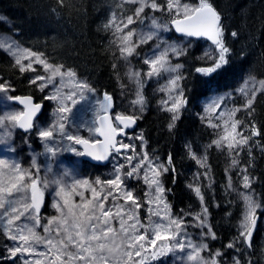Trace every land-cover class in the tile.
I'll return each instance as SVG.
<instances>
[{
	"label": "snow or ice",
	"instance_id": "1",
	"mask_svg": "<svg viewBox=\"0 0 264 264\" xmlns=\"http://www.w3.org/2000/svg\"><path fill=\"white\" fill-rule=\"evenodd\" d=\"M60 2L63 3V0ZM127 2L137 5L132 15L118 20L116 15L112 14L104 28L112 30L113 44L117 46L121 59L125 61L138 56L137 49L141 45L154 39L157 41L156 50L144 59V64L149 70L143 74L129 70L126 75L137 86L136 99L132 103L139 106V111L143 112L146 104L142 91L145 79L169 74L166 85L160 91L168 93L161 104L166 111L172 113V123L168 125L171 130L175 121L179 119L181 109L186 106L187 100L180 84L184 79L181 74L184 66L179 63L172 64L169 56L171 54L180 57L186 54V50L176 42L161 39L159 33L169 31V25H172L181 37L207 38L211 41L215 54L206 51L200 58L210 62L209 66L195 68L197 74L210 77L228 64V56L231 52L224 40L225 28L221 13L211 0H197L196 5L182 3V0H167L166 7L158 3V0H127ZM146 8L154 12L166 11L174 18L169 22L161 23L154 16L151 20L152 30L147 33H137L129 26L141 18ZM0 20L4 18L0 17ZM231 35L236 37L237 33L232 32ZM134 36L137 39H133ZM0 51L15 57L14 63L21 73L35 72L34 63L42 65L46 75H35L30 83L37 85L39 82L38 87L41 91L51 86L53 91L45 99L57 101L58 104L55 113L57 119L48 127H42L35 123L42 110L41 103H34L32 96H8L7 99L24 105V110L0 116V125L9 121L14 127L19 126L26 132L35 129L38 138L44 142L45 150L53 156L60 149L49 146L48 142L54 140L58 134L63 140L70 142L65 150L78 156H88L95 162L108 163L111 157L122 155L126 162L114 165L111 179L97 178L94 182L75 179L70 185L62 180L54 181L57 186L55 197L58 200L52 206L58 215L49 218L46 224H42L40 212L45 197L42 189L48 187L49 181L41 180L32 170L22 169L18 163L9 165L7 161L0 159V235H3L11 245L4 246L7 256H0V264L17 259L20 260V264H157L161 259L167 264L170 254L173 260L183 259L175 256V253L183 252L185 249L190 264H228V260L225 259L226 253L222 251L212 253L206 242L209 238H216L208 224L207 207H203L202 211L194 216L191 213H181L178 216L171 213L170 205L165 199L168 190L163 184L162 177L169 171L175 174L172 156L169 154L165 162H161L159 157L149 156L142 134L133 137L141 142L140 152L136 151L135 145L123 143L118 139L122 134L127 135L126 129L136 124L138 117L135 114L117 113L114 117L111 116L109 111L113 107V99L105 92L103 100L97 102L93 126L88 127V131L98 133L103 140L86 139L81 135L73 134L66 127L69 120L67 114L72 112V107L80 100L86 99L85 90L94 92L95 89L87 82L79 81L76 72L72 69L65 70L63 65L49 63L42 54L22 48L11 36L0 34ZM25 60L28 63H23ZM142 76L145 79H142ZM70 85V89L64 91ZM10 91L9 84L0 82V92ZM237 91L244 98L240 106L223 108L224 101L232 94L218 95L205 108L208 115L202 119L208 121L209 127L220 130L217 137L207 146L208 148L226 149L229 153L239 155L238 149L247 146L253 137L260 136L261 129L254 121L246 125L235 117L240 111L247 112L249 116L254 113L257 95L264 94V79L257 80L255 76L249 74L243 80V86ZM77 96L79 99L76 98ZM212 113L217 114L218 122H213ZM84 126L80 125V127ZM6 135L10 136L11 133ZM77 145H82L83 151L78 150ZM186 147L190 158L207 169L206 149L203 155L197 156L190 144ZM128 152L131 154H125ZM238 163L235 158L231 160L233 167ZM33 165H36L35 160ZM4 170H7V174ZM246 171L247 167L241 173L242 187L246 191H237V196L243 204V216L237 226L238 237L225 246L235 252L230 258L231 264H252L250 260L242 261L243 251L238 245L243 244L245 248H251L252 237L259 219L257 210L264 213V206L251 192V180L247 174H244ZM141 173L149 189L145 193L146 199L143 202L134 190L126 185V181L139 179ZM229 187L231 188V184ZM78 189L90 191L91 196L85 197V192ZM194 192L203 202L201 188L195 187ZM74 197H79L80 202L76 203ZM110 199L109 205L107 202ZM146 205L148 206L147 224L143 223L138 215L139 210ZM188 219H191L192 223H188ZM192 226L207 229L200 232L201 239L198 242H194L188 236L187 228ZM41 228L43 234L38 231ZM118 236L123 238L119 245L120 254L116 257L105 255L103 252L105 242L114 240ZM204 252H208L207 259L203 255Z\"/></svg>",
	"mask_w": 264,
	"mask_h": 264
},
{
	"label": "trees",
	"instance_id": "2",
	"mask_svg": "<svg viewBox=\"0 0 264 264\" xmlns=\"http://www.w3.org/2000/svg\"><path fill=\"white\" fill-rule=\"evenodd\" d=\"M123 1L63 0L61 3L60 0H0V14L4 18L0 20V32L8 33L23 46L39 51L47 61L72 69L79 78L95 89L96 95L103 96L105 92L111 95L115 105L121 104L119 109L114 105L115 114H135L139 119L135 131L143 135L148 154L159 157L161 162H165L169 154L172 156L175 174L169 171L162 177L168 190L166 196L171 213L177 216L181 213H191L193 216L199 213L202 204L195 195L194 188L200 187L208 207V224L216 237L206 241L209 249L212 253L222 251L226 253L225 257H231L235 252L225 246L238 237L237 226L243 213V204L234 187L240 184L241 173L245 167L247 171L244 174L252 181L251 190L256 200L264 206V94L257 95L255 111L251 116L245 111L236 114V119L246 125L254 121L261 129L260 136L253 137L247 146L238 149L239 155L216 147H207L217 137L218 131L209 127L206 119H202L206 116L204 99L213 94L230 91L238 107L244 101L241 95L236 98L241 82L249 74L264 78V0H211L221 13L225 28L224 40L231 52L228 64L210 77L197 74L195 68L209 66L210 62L200 58L206 51L215 54L214 46L205 40L179 37L169 25L168 38L186 50V54L180 57L170 55V60L172 64L179 63L184 66L181 70L184 79L180 84L187 100L171 130L168 125L172 123V113L166 111L161 104L160 95L155 92L151 80L143 76L145 83L142 91L146 100L143 112L139 111L137 105L136 108L122 107L124 93L129 96L131 90L130 86L122 81L124 61L117 46L113 44L112 30H105L104 25L112 14L121 19L132 15L137 5ZM182 1L197 4V0ZM166 2L158 0V3L165 7ZM146 14L158 16L161 23L174 18L166 11L154 12L150 8H146L142 15ZM139 24L138 22L137 25ZM232 32H236L237 36L233 37ZM154 41L155 39L141 45L137 49L139 55L129 59V63L142 74L146 73L144 69L147 65L144 64V59L146 53L152 49ZM14 61V57L0 51V81L11 86L12 96L32 95L36 101L44 102V112L38 119L44 122L49 108L48 100L45 99L44 93L39 92L38 83H30L34 72L21 73ZM164 76H160V79ZM25 135L21 130H17L14 137L17 144H22L19 151L24 154V161L29 157L26 153L28 145L24 140ZM29 138L31 143L38 144L34 132H30ZM126 138L127 135L121 140L125 141ZM189 144L197 156L203 155L206 149L207 169L190 158L186 147ZM137 148L141 151V142L138 139ZM233 158L239 161L236 167L231 164ZM78 169L83 177L93 182L97 178L100 179L106 167L82 159ZM205 172L207 174H204ZM131 181L141 191L142 180L133 178ZM48 205L47 199L46 211L42 214L43 224L47 217L55 213L49 211ZM188 223H192V220L188 219ZM187 229L195 231L197 228L192 226ZM262 233L261 224L251 248H245L243 245L247 255L243 253L242 258L245 260L247 257L252 264H264V248L257 244ZM5 245L11 246L9 241L0 235V256H7ZM241 246L242 244L238 245L239 248ZM164 263V259L157 262ZM3 264H20V260H7Z\"/></svg>",
	"mask_w": 264,
	"mask_h": 264
},
{
	"label": "rangeland",
	"instance_id": "3",
	"mask_svg": "<svg viewBox=\"0 0 264 264\" xmlns=\"http://www.w3.org/2000/svg\"><path fill=\"white\" fill-rule=\"evenodd\" d=\"M124 1L127 2V0H124ZM182 3H185V2L182 1ZM187 4H189V3H187ZM189 5H192V4H189ZM0 17H3V15L0 14ZM153 17H154L153 14L141 15V18L136 20V22L133 25H130L129 28L135 29V32H137V33H139V32L147 33V32L152 30L151 20ZM155 17L159 20V22H161V20L158 18V16H155ZM117 19L119 20L121 18L117 17ZM138 22L140 23L139 25H137ZM125 31H127V30H125ZM0 34L6 35V36H11L12 39H14L16 41V39L8 33L0 32ZM168 35H169L168 31L167 32L160 31V33H159V36L161 39H167L169 42H171V39L168 38ZM133 39H137V37L134 36ZM156 43H157V41L155 40L153 42L152 49L146 53V57L148 55H150L153 51L156 50L155 49ZM19 45L22 48L30 49L28 47L23 46V44H21V43H19ZM30 50L32 52H36L38 54H41L39 51H35L32 49H30ZM157 54H158V52H157ZM169 59H170V56H169ZM123 61H124V65L122 66V81L127 83L130 86L131 94L128 96L126 93H124L125 96L122 99V107L124 106V108H136L135 105L132 103V101L136 99L135 94L137 91V86L132 80H130L128 78L126 73L129 70L136 71V72H138V71L136 70L135 67H133L129 63V60L128 61L123 60ZM23 63L26 64V63H28V61L25 60V61H23ZM49 63H51V62H49ZM52 64H54V63H52ZM55 65H59V64H55ZM33 67L36 69V71L34 72L32 78H34L35 75H46L45 71L43 70L42 65L34 63ZM64 69L67 70L68 68H64ZM148 70L149 69L147 66L146 69H144V71L147 72ZM164 75L165 76L162 77L161 79H160V76L148 79V80H151L155 92L160 95L161 102L163 100H165L167 98V95H168V93L166 91H164V92L160 91V89L166 85V83L169 79L168 73H165ZM77 79L79 81H84L83 79L79 78L78 75H77ZM256 79L259 80V79H264V78L256 77ZM0 82H2V81H0ZM84 82H86V81H84ZM38 84H39V82H38ZM57 84H59L58 80H57ZM121 86H122V84H121ZM242 86H243V81L241 82V84L238 86L237 89H239ZM70 87H71V85L69 86V88H65L64 91H68L70 89ZM91 88H93V87L91 86ZM52 91H53V88L51 86L45 88L43 91H41L39 89V92L44 93L45 97L50 95L52 93ZM226 93H231V92L229 91V92L213 94V95L209 96L208 98L204 99L205 108L208 107V105L211 103L213 98H215L218 95H224ZM84 94L86 96V99L80 100L77 105L72 107V112L67 114L69 116V120L66 124V127L73 134L81 135L86 139H100L99 134L95 133V132L88 131V127L93 126V122L95 121V116H96V109L98 107L97 102L102 101L103 96L96 95L95 91L94 92H88L87 90L84 91ZM238 95H240V94L237 91L236 98L238 97ZM8 96H12L10 94V92H8V93L0 92V116H7L10 113L20 112V111L24 110L23 107L20 106L19 104L17 105L16 103H13L12 100L7 99ZM76 98L79 99V96H77ZM234 102H235L234 97L231 95L226 101H224L222 107L223 108L237 107ZM48 103H49V108H48L46 115H45L46 120L44 122H41L39 120L36 121V124H39L42 127H48L57 119V117L55 115L56 110L58 108L57 101L48 100ZM114 105H115V101L113 100V108H114ZM69 106L71 107L70 102H69ZM120 106H121L120 103H116L115 108L119 109ZM205 108H204V114L207 116L208 113L205 112ZM112 112L114 114L115 111L113 110ZM127 114H129V113H127ZM211 115L213 116V122L214 123L218 122L219 118H218L217 114L212 113ZM114 116H115V114H114ZM219 122L222 123V121H219ZM81 124H83L85 126L80 127ZM17 130H18V126L14 127L12 125V123L9 121H5L4 125H0V159L7 161L9 165H11L13 163H18L21 165L22 169L32 170L34 175L39 176V178L41 180L49 181L48 187L42 189L45 192V204H44L42 212L40 213V216L42 218L43 211H46L45 207H46L47 199L49 202V205H48L49 211L55 212L53 216H57L58 213H57L56 209H54L52 206L53 203L58 200V198L55 197V190H57V186L55 185L54 181L62 180L65 183L70 185L72 183V181L75 179H81V180L86 179L87 177L86 178L83 177V174L78 169V165L80 164V160H82L83 158H82V156H78L77 154H75L73 152L66 151L65 149L67 148V146L70 142L63 140L58 134L56 135V138L54 140H51L48 142L49 146H55V147H58L60 149V151H58L56 153V155L53 156L51 153H48L45 150L44 142L38 138L37 132L34 129L33 130L34 136L36 137V142L38 144L35 145V144L31 143L30 138H29V134L25 135L24 140H25L26 144L28 145V147L26 149V153L28 154L29 157L27 158V160L24 161V154L21 151H19V149L22 147V144H17L14 140L15 133ZM217 131L220 132V130H217ZM9 132L11 133V135L10 136L6 135V133H9ZM139 135H140V132L139 133H137V131H134L133 133L130 132L127 134V138L125 141H122V140H120V141L123 143L135 145L136 151L140 152L137 148V139L133 138V137H137ZM138 141H139V139H138ZM76 147L78 148V150L83 151L82 148H80L79 146H76ZM221 150L227 151L226 149H221ZM125 154L130 155L131 152H128ZM33 160L36 161L35 166L33 165ZM117 163H126L124 161L122 155H115L114 157H112L109 164L107 166H105L106 169L102 172L100 179L101 180H107V179L113 178L114 165ZM37 169H38V171H37ZM4 171L7 174V170H4ZM142 177H143V173L140 174V178H139V180H142V183L140 184L141 188H142L141 191L136 187V184L132 183L131 180L126 181L127 187L134 190L135 194L138 197H140L141 202H143V200L146 199L145 193L149 191V189L146 187L145 182L143 181ZM231 183H232V179H231ZM242 183H243L242 178H241L240 184L235 183L236 186L234 188L236 189V192L237 191H239V192L246 191L245 189H243ZM251 186H252V181H251ZM196 187H198V186H196ZM78 190L84 191L85 197L91 196V193L88 190H85V189H78ZM97 190L99 191V186H97ZM251 192H252V190H251ZM254 198H255V196H254ZM165 199H166L167 203L169 204V202L167 200V196L165 197ZM74 201L76 203H79L80 202L79 197H74ZM107 204H109V205L111 204V199L107 202ZM201 204H202V206H201V211H202L203 207H207L205 202H204V199H203V202H201ZM207 210H208V207H207ZM257 212H261V211L257 210ZM138 215H139L141 221L143 223L147 224L148 206L146 205L145 207L141 208L138 212ZM207 215H208V212H207ZM53 216H51V217H53ZM242 216H243V213H242ZM51 217H47L46 218L47 220L45 219L46 220L45 224L47 223L48 219ZM153 219H155V217H153ZM42 224H43V222H42ZM114 224H115V222H114ZM261 224H262V228H263V233L260 235V238L257 240V244L264 248V214H263V219H262ZM116 226H118V225H116ZM201 231H207V229H198L197 228L195 231L187 229L188 236L194 242H198L201 239V237H200ZM40 232H41V234H43L42 229H40ZM240 249L243 251V253H245L247 255V252L244 249L243 244L240 247ZM40 250H43V249H40ZM203 255L206 259L208 258V252H204ZM233 255H235V254H233ZM175 256L182 257L183 259L173 260V256H172V254H170L168 257V260H167V264H190V262L187 261V249H185L183 252L177 251V253H175ZM231 257L230 256L225 257V259L228 260V264H231V259H230ZM241 259H242V261H246L247 257L245 258V260L242 257H241Z\"/></svg>",
	"mask_w": 264,
	"mask_h": 264
},
{
	"label": "water",
	"instance_id": "4",
	"mask_svg": "<svg viewBox=\"0 0 264 264\" xmlns=\"http://www.w3.org/2000/svg\"><path fill=\"white\" fill-rule=\"evenodd\" d=\"M215 7V6H214ZM173 28H174V26H173ZM175 29V28H174ZM179 34V33H178ZM181 35V34H180ZM207 39V38H206ZM208 40V39H207ZM211 42V41H210ZM17 96H32V95H17ZM33 97V102L34 103H41L42 104V110H41V112L38 114V117L42 114V112H43V110H44V103L43 102H36L35 101V98H34V96H32ZM14 102H16L17 104H19L20 106H23L24 107V105H22V104H20L18 101H14ZM109 114L111 115V116H113L114 117V115H113V112H112V109H110V111H109ZM37 119H35V121H36ZM138 124H139V119H137V122H136V124L134 125V126H132V127H130V128H128V129H126V133L127 132H129V131H134L137 127H138ZM19 127V126H18ZM20 129V128H19ZM23 132H26L25 130H23V129H21ZM122 136H124V134H122V135H120L119 137H118V139L120 140V137H122ZM100 137V140H103V137H101V136H99ZM77 146H79L80 148H82L83 149V146L82 145H77ZM83 158L85 159V160H88V161H90L91 163H94V164H99V165H106V164H108V163H103V162H95L94 160H93V158H91V157H88V156H83ZM110 160H111V158H110ZM44 204H45V198H44V202H43V204H42V208H41V212H42V210H43V207H44ZM40 212V213H41ZM257 216H258V224H257V228H256V230H255V232H254V235L256 234V232H257V230H258V228H259V222H261V214L260 213H258L257 214ZM254 235H253V237H252V240H253V238H254Z\"/></svg>",
	"mask_w": 264,
	"mask_h": 264
},
{
	"label": "clouds",
	"instance_id": "5",
	"mask_svg": "<svg viewBox=\"0 0 264 264\" xmlns=\"http://www.w3.org/2000/svg\"><path fill=\"white\" fill-rule=\"evenodd\" d=\"M122 237H116L114 240H109L107 242H105V246L103 249V252L105 255L109 256V257H116L120 254V247L119 245L122 242Z\"/></svg>",
	"mask_w": 264,
	"mask_h": 264
}]
</instances>
